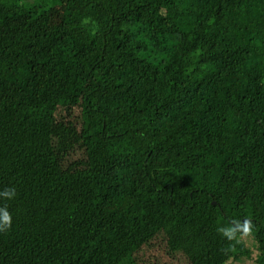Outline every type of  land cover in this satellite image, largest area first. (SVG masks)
Returning a JSON list of instances; mask_svg holds the SVG:
<instances>
[{"label":"trees","instance_id":"trees-1","mask_svg":"<svg viewBox=\"0 0 264 264\" xmlns=\"http://www.w3.org/2000/svg\"><path fill=\"white\" fill-rule=\"evenodd\" d=\"M7 189L0 264H264V0H0Z\"/></svg>","mask_w":264,"mask_h":264},{"label":"clouds","instance_id":"clouds-1","mask_svg":"<svg viewBox=\"0 0 264 264\" xmlns=\"http://www.w3.org/2000/svg\"><path fill=\"white\" fill-rule=\"evenodd\" d=\"M0 196L11 199L15 196V190L14 189H7L3 192H0ZM12 223V217L10 213L8 212L7 208H0V231L5 230L9 227H11ZM239 231L243 233V235H249L251 232V222H245L244 224H239L237 222ZM238 228L233 227H220L217 229V231L222 234L223 236L227 237L229 240H233L237 238V232Z\"/></svg>","mask_w":264,"mask_h":264},{"label":"rangeland","instance_id":"rangeland-1","mask_svg":"<svg viewBox=\"0 0 264 264\" xmlns=\"http://www.w3.org/2000/svg\"><path fill=\"white\" fill-rule=\"evenodd\" d=\"M144 259L145 260H150L149 262H148V264H154L152 261H153V259L151 258V256H148V257H146V255L144 256ZM228 264H234L233 262H229ZM246 264H254V263H252V262H247Z\"/></svg>","mask_w":264,"mask_h":264}]
</instances>
